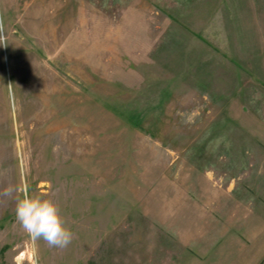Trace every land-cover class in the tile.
I'll list each match as a JSON object with an SVG mask.
<instances>
[{
    "label": "rangeland",
    "instance_id": "obj_1",
    "mask_svg": "<svg viewBox=\"0 0 264 264\" xmlns=\"http://www.w3.org/2000/svg\"><path fill=\"white\" fill-rule=\"evenodd\" d=\"M0 41V264L259 263L264 0H0ZM193 174L208 212L163 199ZM28 194L67 246L23 230Z\"/></svg>",
    "mask_w": 264,
    "mask_h": 264
},
{
    "label": "clouds",
    "instance_id": "obj_2",
    "mask_svg": "<svg viewBox=\"0 0 264 264\" xmlns=\"http://www.w3.org/2000/svg\"><path fill=\"white\" fill-rule=\"evenodd\" d=\"M15 216L33 240L43 239L57 247H65L72 240L71 229L65 225L56 202L50 198L32 194L19 197L16 200Z\"/></svg>",
    "mask_w": 264,
    "mask_h": 264
},
{
    "label": "crops",
    "instance_id": "obj_3",
    "mask_svg": "<svg viewBox=\"0 0 264 264\" xmlns=\"http://www.w3.org/2000/svg\"><path fill=\"white\" fill-rule=\"evenodd\" d=\"M192 176V175H191ZM195 176H200L202 181H204V186L202 185V187H199L201 188L200 191L198 192H195V189H192V187H187V188H184V190H182V192H178V190L176 189H167L166 190V196L163 197L164 200H168V196L172 193H175L177 194L178 197H180V200L184 202V205L181 206V208H184L183 206H185V203H187V201L189 202L188 205H190L192 208L196 209V211H198L199 213H205V212H208L209 209L211 208V206H209V203H207V201L203 200V193L202 192H205V189H213L211 186V184L207 185V175H198V174H193L192 178L195 177ZM194 181L196 182V180L194 179ZM184 182L182 181V184ZM187 183V182H185ZM197 183V182H196ZM203 184V183H202ZM196 185V184H195ZM258 191V190H257ZM262 192V191H261ZM166 198V199H165ZM213 208L216 206L217 208L220 206V205H216L214 203H210ZM159 218V217H158ZM161 218V217H160ZM154 222H156L157 224H163L167 221H161V220H158L157 218L155 219L154 218ZM168 223V222H167ZM174 235H175V239L171 238V236H168L166 235L165 239L168 241V240H179L178 244L179 245H185V243L181 242L182 240H180V234L177 230H174ZM174 243V241L172 242ZM171 243V245H172ZM185 247V246H184ZM189 248V247H188Z\"/></svg>",
    "mask_w": 264,
    "mask_h": 264
},
{
    "label": "trees",
    "instance_id": "obj_4",
    "mask_svg": "<svg viewBox=\"0 0 264 264\" xmlns=\"http://www.w3.org/2000/svg\"><path fill=\"white\" fill-rule=\"evenodd\" d=\"M258 264H264V256L262 257V259L259 261Z\"/></svg>",
    "mask_w": 264,
    "mask_h": 264
}]
</instances>
